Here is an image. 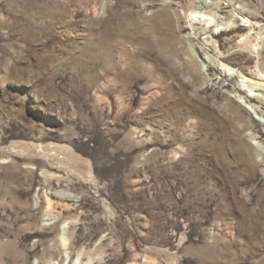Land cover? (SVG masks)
Listing matches in <instances>:
<instances>
[{
  "label": "rangeland",
  "instance_id": "obj_1",
  "mask_svg": "<svg viewBox=\"0 0 264 264\" xmlns=\"http://www.w3.org/2000/svg\"><path fill=\"white\" fill-rule=\"evenodd\" d=\"M262 77L264 0H0V264H264Z\"/></svg>",
  "mask_w": 264,
  "mask_h": 264
},
{
  "label": "bare ground",
  "instance_id": "obj_2",
  "mask_svg": "<svg viewBox=\"0 0 264 264\" xmlns=\"http://www.w3.org/2000/svg\"><path fill=\"white\" fill-rule=\"evenodd\" d=\"M195 17L196 18H199V16H197V14H195ZM262 79H264V78L262 77ZM262 90L264 91V89H262ZM239 92L241 93L242 91H239ZM255 100L258 101V102H260L257 99H255ZM256 111L258 112V114H260V115H262L264 117V109H262L261 107H256Z\"/></svg>",
  "mask_w": 264,
  "mask_h": 264
}]
</instances>
